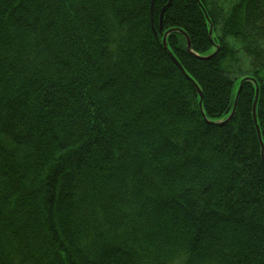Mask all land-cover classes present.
<instances>
[{"label":"trees","instance_id":"trees-1","mask_svg":"<svg viewBox=\"0 0 264 264\" xmlns=\"http://www.w3.org/2000/svg\"><path fill=\"white\" fill-rule=\"evenodd\" d=\"M199 1L0 0V264H264V0Z\"/></svg>","mask_w":264,"mask_h":264},{"label":"water","instance_id":"water-1","mask_svg":"<svg viewBox=\"0 0 264 264\" xmlns=\"http://www.w3.org/2000/svg\"><path fill=\"white\" fill-rule=\"evenodd\" d=\"M154 1H155V0H151V11H153V9H154ZM197 2L200 3L199 0H197ZM200 4H201V3H200ZM171 5H172V0H169L168 4H167V5L162 9V11H161V15H160V21H161L160 26H161V31L163 30V26H162V24H163V18H164L165 11H166L167 7H169V6H171ZM170 32H171V31H167V32L165 33L164 38H163V44H164L165 48H167V49H168V46H167V36H168V34H169ZM181 32L184 34V36H185L186 39H187V50H188L189 52H192V50H191V41H190L189 37H188L183 31H181ZM211 34H212V28L210 29V36H211ZM170 54H171V57H172L173 61L175 62V64H176V65L182 70V72H184L183 67L181 66V64L179 63V61L176 59V57H175L171 52H170ZM213 55H214V54H213ZM213 55H211V56H213ZM211 56H209V58H210ZM240 90H241V86L239 87V90H238V93H237V96H236V100H235V104H234V109H233V111H232L230 117L233 115V113H234V111H235V109H236L237 102H238V96H239ZM257 100H258V91H257V95H256L255 102H254V104H253V116H254V120H255V122H257V116H256ZM262 156H263V160H264V146H263V144H262Z\"/></svg>","mask_w":264,"mask_h":264},{"label":"rangeland","instance_id":"rangeland-1","mask_svg":"<svg viewBox=\"0 0 264 264\" xmlns=\"http://www.w3.org/2000/svg\"><path fill=\"white\" fill-rule=\"evenodd\" d=\"M167 46H168V42H167ZM236 91H237V87H236Z\"/></svg>","mask_w":264,"mask_h":264}]
</instances>
